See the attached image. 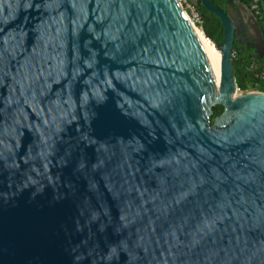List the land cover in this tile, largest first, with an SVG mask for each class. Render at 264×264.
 <instances>
[{"label": "water", "instance_id": "1", "mask_svg": "<svg viewBox=\"0 0 264 264\" xmlns=\"http://www.w3.org/2000/svg\"><path fill=\"white\" fill-rule=\"evenodd\" d=\"M200 3L218 81L177 0H0V264H264L254 41Z\"/></svg>", "mask_w": 264, "mask_h": 264}, {"label": "trees", "instance_id": "2", "mask_svg": "<svg viewBox=\"0 0 264 264\" xmlns=\"http://www.w3.org/2000/svg\"><path fill=\"white\" fill-rule=\"evenodd\" d=\"M210 1L214 6L218 7L225 13L229 11L228 9L230 4L234 6V9H237V4L239 2H241V4H246L244 0ZM194 4L203 21L201 29L205 38H209L213 42L220 44L223 38V26L220 19L216 15L205 10L201 5L200 0H196ZM259 24H261V22L258 21V25ZM262 35L264 37L263 32ZM212 41L209 42L214 45ZM234 50L235 53L232 57V64L234 67L235 82L239 92H264V81H261L256 77L257 73L264 70V57L258 58L251 50L241 46L238 41L234 42ZM212 110L213 115L211 116V121H213L216 116L222 113L223 106L216 105Z\"/></svg>", "mask_w": 264, "mask_h": 264}, {"label": "bare ground", "instance_id": "3", "mask_svg": "<svg viewBox=\"0 0 264 264\" xmlns=\"http://www.w3.org/2000/svg\"><path fill=\"white\" fill-rule=\"evenodd\" d=\"M181 11L183 13L184 19L189 27V30L195 39L198 47L200 48L201 52L203 53L204 57L206 58L208 65L211 69V72L213 73L215 79L218 81L219 79V71H220V52L214 46L211 44L208 39L205 38L204 33L201 28H199L194 21L191 19V17L188 15L187 11L181 6V4L178 2Z\"/></svg>", "mask_w": 264, "mask_h": 264}, {"label": "built area", "instance_id": "4", "mask_svg": "<svg viewBox=\"0 0 264 264\" xmlns=\"http://www.w3.org/2000/svg\"><path fill=\"white\" fill-rule=\"evenodd\" d=\"M177 1L181 4V6H183V8L186 11L189 12L188 15L191 17L194 23L197 24V26L199 25V27L201 28L203 21L197 11L195 4L189 2V0H177ZM244 1L247 5V8L252 12V14L257 19V21L261 22L264 30V15L261 12L260 0H244ZM256 77L259 80L264 81V70L257 73Z\"/></svg>", "mask_w": 264, "mask_h": 264}, {"label": "crops", "instance_id": "5", "mask_svg": "<svg viewBox=\"0 0 264 264\" xmlns=\"http://www.w3.org/2000/svg\"><path fill=\"white\" fill-rule=\"evenodd\" d=\"M196 0H189V2L191 3H195ZM239 7V3L237 4V8ZM246 7V6H245ZM260 7H261V12L262 14L264 15V0H260ZM246 10H247V15L246 17L244 18L245 20V28L247 29V33H248V37L252 39V41L254 42H246L243 47H247L249 44H251V47H253L254 45L257 46V51L258 53L261 55V57L263 56L264 54V37H263V43L259 40V37H258V31L256 28H259L258 24L256 25L257 23V19L255 17L252 16V14L250 13V11L247 9L246 7ZM253 27V28H252ZM261 32V31H260ZM262 34V32H261ZM263 36V35H262ZM240 44V42H239ZM241 45V44H240ZM254 48V47H253ZM255 49V48H254ZM256 50V49H255ZM256 52V51H255ZM258 57V54L256 55ZM261 57H258V58H261Z\"/></svg>", "mask_w": 264, "mask_h": 264}, {"label": "rangeland", "instance_id": "6", "mask_svg": "<svg viewBox=\"0 0 264 264\" xmlns=\"http://www.w3.org/2000/svg\"><path fill=\"white\" fill-rule=\"evenodd\" d=\"M249 10V9H248ZM229 11H230V15L234 18V19H238L237 18V15H239V16H241L243 19L246 17V15H247V10H246V7L243 5V4H241V3H239V7H238V9H237V11H232L231 9H229ZM250 11V10H249ZM251 12V11H250ZM187 13H189L188 11H187ZM252 13V12H251ZM197 25V24H196ZM198 27H199V25H198ZM200 28V27H199ZM238 93H243V92H239L238 91Z\"/></svg>", "mask_w": 264, "mask_h": 264}, {"label": "flooded vegetation", "instance_id": "7", "mask_svg": "<svg viewBox=\"0 0 264 264\" xmlns=\"http://www.w3.org/2000/svg\"><path fill=\"white\" fill-rule=\"evenodd\" d=\"M239 3H241V2H239ZM244 6H246L247 7V5L246 4H243ZM248 9V8H247ZM251 13V12H250ZM252 14V13H251ZM252 16L254 17V15L252 14ZM259 26V28H260V30H261V32H263L264 33V30H263V27H262V25L261 24H259L258 25ZM246 49H248V50H251L255 55H257V53H258V51L257 50H255L253 47H251V44H249L247 47H245ZM257 53H256V52ZM264 57V54H263V56L261 57V58H263Z\"/></svg>", "mask_w": 264, "mask_h": 264}]
</instances>
